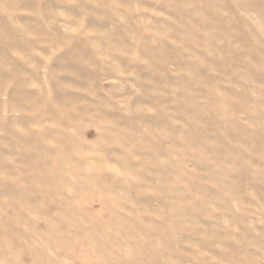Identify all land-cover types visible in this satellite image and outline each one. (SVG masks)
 I'll use <instances>...</instances> for the list:
<instances>
[{"label": "rangeland", "instance_id": "1", "mask_svg": "<svg viewBox=\"0 0 264 264\" xmlns=\"http://www.w3.org/2000/svg\"><path fill=\"white\" fill-rule=\"evenodd\" d=\"M0 264H264V0H0Z\"/></svg>", "mask_w": 264, "mask_h": 264}]
</instances>
